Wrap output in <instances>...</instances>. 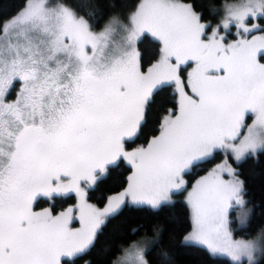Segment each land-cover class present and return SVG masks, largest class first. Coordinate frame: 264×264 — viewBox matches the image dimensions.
<instances>
[{
    "label": "snow or ice",
    "instance_id": "1",
    "mask_svg": "<svg viewBox=\"0 0 264 264\" xmlns=\"http://www.w3.org/2000/svg\"><path fill=\"white\" fill-rule=\"evenodd\" d=\"M108 7L100 31L101 0H25L0 23V264H78L125 208L158 212L185 193L182 247L264 264V230L234 238L230 213L243 229L254 211L227 159L264 155V0H210L207 12L201 0H139L126 23ZM108 181L121 188L101 207ZM163 231L120 245L111 264H154L157 248L155 264H176Z\"/></svg>",
    "mask_w": 264,
    "mask_h": 264
},
{
    "label": "trees",
    "instance_id": "2",
    "mask_svg": "<svg viewBox=\"0 0 264 264\" xmlns=\"http://www.w3.org/2000/svg\"><path fill=\"white\" fill-rule=\"evenodd\" d=\"M24 2L25 0H0V23L14 17L18 10L23 7ZM51 2L55 3L56 0H51ZM114 2L117 4L115 13L120 15L123 21H127L126 16L134 10L139 0H114ZM209 2L210 0H201L203 7L199 10L207 12ZM223 2L232 3L235 0H223ZM215 4L219 8L221 6V0H215ZM101 7L103 9V17L101 18L98 15L93 20H90V23L96 31L102 30L108 22L110 15L114 12L113 9L108 7V0H101ZM80 14L83 15L84 12L81 11ZM207 19L213 24L217 22L211 16H207ZM140 47L142 51L147 50V58H151V53L155 51L153 42L150 40L145 41ZM170 94V92L167 93V95ZM140 142L142 143L143 141ZM224 159L225 157L222 153H217L211 162L201 165L194 177L189 176L186 178L191 183L195 178H199V176L209 171L215 164L221 163ZM230 161L234 167H239V171L242 173L241 178L246 181L248 195L245 199L249 201L248 208L254 211L248 226L243 229L240 228L237 222V212L235 210L231 212L230 219L233 221L231 225L233 235L237 239H251L258 236L261 230H264V155L259 156L258 161L249 158L239 166L232 160V157H230ZM120 188V184L108 181L101 186L100 191L96 193L92 202L102 207L105 201L100 197L111 195L115 191L120 190ZM184 196L185 194L174 196L173 200L175 204L165 206L158 212L148 208H125L119 216L109 221L107 227L103 229V235L98 237L93 250L80 259L78 264H86L87 261H90L91 264H111L117 256L122 254L120 245L126 244L130 240L142 239L145 232L151 237L152 228L157 225L164 229L161 246L174 254L176 264H231L229 258L210 255L203 248L181 246V238L191 230L189 210L184 203ZM73 202L72 200H58L56 201V205L60 209L71 205ZM48 206L46 202H41L40 204L42 208ZM139 226H143L139 233L135 236L129 234L131 228ZM104 248H109L110 251L104 253ZM158 251L159 248L153 250L148 257L154 264Z\"/></svg>",
    "mask_w": 264,
    "mask_h": 264
},
{
    "label": "rangeland",
    "instance_id": "3",
    "mask_svg": "<svg viewBox=\"0 0 264 264\" xmlns=\"http://www.w3.org/2000/svg\"><path fill=\"white\" fill-rule=\"evenodd\" d=\"M233 3V2H232ZM125 23L127 22V21H124ZM10 99H12V98H14V97H9ZM246 123H248V124H251L252 123V120L251 119H247L246 120ZM230 157L231 156H228L227 157V159H228V161H229V163H231L232 164V162L230 161ZM223 162V161H222ZM216 165V164H215ZM215 165L213 166V167H215ZM233 165V164H232ZM212 167V168H213ZM233 167H234V165H233ZM207 173V171L205 172V173H203V175H205ZM202 176V175H201ZM225 178H227V176L225 177ZM185 195H186V193H185ZM247 208H248V206H247ZM230 215H231V213H230ZM77 227L79 226V225H76ZM257 237V236H256ZM256 237H254V238H251V239H255ZM235 238V237H234ZM235 239H237V238H235ZM244 239V238H243ZM245 240H249V239H245ZM258 258H260L259 256H258ZM246 262V261H245ZM246 264V263H245Z\"/></svg>",
    "mask_w": 264,
    "mask_h": 264
},
{
    "label": "crops",
    "instance_id": "4",
    "mask_svg": "<svg viewBox=\"0 0 264 264\" xmlns=\"http://www.w3.org/2000/svg\"><path fill=\"white\" fill-rule=\"evenodd\" d=\"M228 258V257H227Z\"/></svg>",
    "mask_w": 264,
    "mask_h": 264
}]
</instances>
